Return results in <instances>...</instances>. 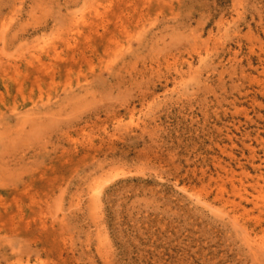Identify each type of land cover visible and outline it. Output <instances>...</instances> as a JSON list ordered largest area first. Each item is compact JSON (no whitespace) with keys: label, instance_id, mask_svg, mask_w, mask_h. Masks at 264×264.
Segmentation results:
<instances>
[{"label":"rangeland","instance_id":"rangeland-1","mask_svg":"<svg viewBox=\"0 0 264 264\" xmlns=\"http://www.w3.org/2000/svg\"><path fill=\"white\" fill-rule=\"evenodd\" d=\"M0 264H264V0H0Z\"/></svg>","mask_w":264,"mask_h":264},{"label":"bare ground","instance_id":"bare-ground-1","mask_svg":"<svg viewBox=\"0 0 264 264\" xmlns=\"http://www.w3.org/2000/svg\"><path fill=\"white\" fill-rule=\"evenodd\" d=\"M95 190H96V192H98L100 189H99V187H97ZM228 201H229V200H228Z\"/></svg>","mask_w":264,"mask_h":264}]
</instances>
